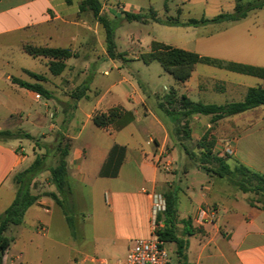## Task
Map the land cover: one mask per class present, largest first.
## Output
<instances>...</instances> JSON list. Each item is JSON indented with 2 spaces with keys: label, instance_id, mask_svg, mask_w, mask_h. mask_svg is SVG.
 Segmentation results:
<instances>
[{
  "label": "crops",
  "instance_id": "1",
  "mask_svg": "<svg viewBox=\"0 0 264 264\" xmlns=\"http://www.w3.org/2000/svg\"><path fill=\"white\" fill-rule=\"evenodd\" d=\"M82 1L0 0V131L19 130L17 124L35 112L27 106L29 98H43L41 94L36 98L39 93L20 86L17 79L47 89L50 94L46 97L60 103L55 105L57 113L65 110L62 103L67 102V98L59 100V95L69 97L77 87L93 85L90 79L82 78L81 72L89 68L100 71L108 61L113 63L120 78L98 95L92 110L85 113L87 121L92 120L96 112H107L115 107H121L126 113L107 127L94 125L82 144L77 140L84 127L75 135H62L71 140L67 156L71 193L58 195L71 221L53 197L42 195L45 191L58 192L47 174L49 171H44L31 185L33 192L41 196L15 229L26 238L25 242H32V236H41L42 242L48 240L51 245L57 244L67 250L65 264H88L89 259L97 257L124 259L135 240L148 237L151 232L152 194L176 191L178 222L174 228L178 237L188 241L184 255L179 253L177 243L165 242L166 248L169 243L175 245L170 251L176 254V264H264V205L252 200L250 192L240 189L228 177L207 172L199 162L196 164L198 172H205L209 179L202 184L201 191L196 192L189 177L191 169L185 167L190 164L188 159L181 156L180 164L175 165L171 158L174 150L183 144L178 133L180 126L186 124L193 140L209 133L215 142V152L229 144L231 167L242 164L264 175V104L217 121L212 120V115L191 114L184 116L185 121L170 118L171 122H166L152 110L145 95L123 73L122 65L109 54L101 39L102 24L91 10L80 11ZM100 1L101 14L108 20L124 12L140 14L144 7L132 3L125 5L118 0ZM181 3L185 7L210 5L221 13L234 11L237 0H181ZM170 4L159 17H178L182 21L193 18L189 16L190 11L183 17L181 4ZM118 6H125V10ZM146 6L152 8L150 0ZM173 10L176 16L165 14ZM263 12L264 6L251 10L247 17L237 22L184 26L154 21L150 18L151 10L152 14H146L141 22L152 24L154 30L168 35L167 39L154 35L152 41L189 51L191 48L186 45H196L193 52L204 56L264 67ZM179 29L192 32L176 40L173 37ZM25 44L71 48L76 56L65 61L67 66L60 75H48L27 65L24 56L31 55L24 51ZM31 57L49 69L50 58ZM136 58L141 60L140 54ZM104 70L105 76L112 74ZM30 72L43 75L45 80L36 79ZM181 84L182 97L193 102L205 99V104L218 105L244 101L250 88L264 89L262 78L204 63H198L191 77ZM148 86L151 88V84ZM112 93L114 95L107 100ZM84 97L88 98L83 95L82 99ZM82 99L77 100L78 108ZM45 105L50 107L48 102ZM129 111H133L134 116ZM43 135L44 141L49 143L51 136ZM23 139L0 138V216L15 199L18 190L15 175L35 160ZM108 159L109 164L102 174ZM165 161L173 163L171 171L162 167ZM183 177L186 178L185 186H178ZM40 187H44V191ZM51 198L58 207L56 210ZM202 207L214 208L215 215L198 219ZM188 218L192 221L190 227L183 223V219ZM198 227L199 232L186 234V230ZM170 251L169 264L172 263ZM17 263L23 264L21 256L12 254L10 246L2 264Z\"/></svg>",
  "mask_w": 264,
  "mask_h": 264
},
{
  "label": "rangeland",
  "instance_id": "2",
  "mask_svg": "<svg viewBox=\"0 0 264 264\" xmlns=\"http://www.w3.org/2000/svg\"><path fill=\"white\" fill-rule=\"evenodd\" d=\"M122 4L132 3L134 5H142L143 9L141 10L142 15L152 14L151 10H155L158 14L162 15L165 12V8L168 3L170 5L175 4L176 2L181 4L183 8V17L188 15L190 11L193 18L207 17L212 18L218 15L220 12L214 9V6H204V7H193L181 3V0H150L152 8H147V0H118ZM226 8V7H225ZM222 12V11H221ZM124 12L122 15L117 18L109 20V26L114 30V40L116 43V49L114 51L115 61L122 65L123 73L127 75L135 84L136 88L141 94H144L148 105L154 110L160 117H162L166 122H171V119H179V122L184 120V112L186 109H183L181 104L182 94L184 89L181 82L177 81L172 74L167 72L164 67L157 61H153L150 64H146L142 60H138L136 57L141 53L148 52L150 50V44L152 37L154 35L160 36L161 38L167 39L168 35L162 33V31L154 30L152 24L147 25L141 21L128 20ZM168 15L176 16L175 11L171 13H165ZM264 16V12L262 14ZM163 16V15H162ZM252 19H255L253 16ZM203 29V28H202ZM175 34V38H182L183 36H188L192 30H183L179 29ZM189 31V32H186ZM101 39L104 42L105 47L108 49L107 42V29L102 24L101 25ZM175 42L178 46H182L179 41ZM188 48H191L190 51L196 49V45H186ZM26 57L28 61L27 65L32 66L35 70H41L46 72L48 75H51L50 69L46 67L43 62L32 58L31 56ZM105 67H102L100 71L95 69H86L81 72L83 79L89 80L93 83L92 86H80L74 89L72 94V99L66 97L65 95H59V100L67 98V102L62 103L65 110H61L56 113L55 105L60 103L50 101L46 96H43L41 100H34L32 97L29 98L27 106L31 108L32 111L35 110L33 116L29 119H25L17 124V128L26 132H30L38 140V145L35 140L24 137V144L28 150V153L32 157H43L44 166L51 167L55 166L58 162L59 155L56 150L58 141L61 139H66L63 134L75 135L79 132L81 128L82 134L77 140L78 144L84 143L89 136V131L94 125H96L92 120L87 121L86 112H90L98 99L99 94L106 92L108 87L119 80L120 74L115 69L113 63L108 61L104 64ZM109 70L112 74L110 76L104 75V69ZM40 71V72H41ZM151 84V88L148 86ZM123 87V85H121ZM119 86L118 88H121ZM116 89V88H115ZM113 89V92L116 90ZM87 95L88 98L83 97ZM112 94H108L107 100L111 98ZM69 98V101H68ZM199 98V97H198ZM81 100V106L78 108L76 106L77 100ZM180 100V101H179ZM201 102H205V99H198ZM49 103L50 107L46 106V103ZM132 116H134L133 111H129ZM171 118V119H170ZM181 130L178 133L179 140L181 141L182 146L179 145L176 151L172 154V160L174 164H180L182 157H186L190 164H186L185 167L191 169V174L189 177L192 178L196 192L201 191L202 184L205 180L209 179V176L205 172H198L196 164L204 158L203 149L198 146L200 139L193 140L188 138V134L184 131V125L180 126ZM49 134L51 136V141L45 142V135ZM57 139V141H55ZM34 144H33V143ZM36 144L35 149L33 146ZM187 149V150H186ZM23 151V150H22ZM189 152V154L187 152ZM192 153V154H191ZM182 156V157H181ZM169 158V159H171ZM186 163V162H185ZM208 166L213 169L217 167L214 161L207 163ZM173 166V163H172ZM184 170V168H183ZM50 175V171L47 172ZM240 178V177H239ZM238 178V179H239ZM45 184V183H44ZM186 184V178L183 177L182 182H178V186L184 187ZM32 185V184H31ZM41 191H44V187H40ZM46 192V191H45ZM250 198L256 202H261L264 205V196L263 194H257L253 191H249ZM53 198H51V201ZM185 199V198H183ZM186 201V199L184 200ZM54 203V201H53ZM186 203V202H184ZM57 205L54 203L53 209H57ZM48 217V214H46ZM73 216V211H72ZM44 217V216H43ZM16 226H11L7 232V236L10 238L11 243V253L19 254L23 264H65V255L67 250L60 248L57 244L51 245L48 240H41V236L36 238L32 236V242L24 241L26 238L20 234V232L15 229ZM42 235V234H41ZM28 240V239H27ZM175 247L174 244L169 243L167 249L170 251L171 248ZM172 263H177V257L175 253L170 251ZM18 264V263H17Z\"/></svg>",
  "mask_w": 264,
  "mask_h": 264
},
{
  "label": "trees",
  "instance_id": "3",
  "mask_svg": "<svg viewBox=\"0 0 264 264\" xmlns=\"http://www.w3.org/2000/svg\"><path fill=\"white\" fill-rule=\"evenodd\" d=\"M263 6L264 0H237L234 11L221 12L212 18H190L187 21H182L178 17L161 18L154 10H152L153 14L150 18L166 25L202 26L210 23L237 22L247 17L251 10L260 9ZM85 10H91L95 18L106 27L108 52L111 56H114V51L116 49L114 30L109 26V20L101 14L102 2L100 0H83L80 4V11L83 12ZM125 16L130 21H141L145 17L142 14L129 12H126ZM23 49L27 54L33 57L43 56L50 58L49 69L53 75H60L67 66L65 61L68 58L76 56V53L71 48H54L25 44ZM140 59L146 64H150L153 61L159 62L164 67V69L172 74L173 77L179 82L188 80L198 63L213 65L219 68H224L234 72L252 75L264 79V67L204 56L197 52L185 50L155 40L152 41L150 50L148 52L140 54ZM30 74L38 80H45V77L41 74L31 72ZM17 83L20 84V86L34 90L43 96H49L50 94V92L40 84H32L18 79ZM181 103L183 108L186 109L184 112L185 116L191 114L212 115V120L217 121L226 116L238 114L264 104V89L260 87L250 88L244 101L233 102L224 105L193 102L186 96L182 97ZM124 113L125 112L121 107L111 108L107 112L98 111L93 116V121L96 126L104 128L112 124ZM183 128L186 134H188L187 136L189 138L190 132L187 129V125L184 124ZM24 137L35 140L36 144H39L38 140L28 132L23 133L22 130L13 131L8 129L0 131V138ZM214 143V139L210 138L209 133L204 134L201 137V140L198 142V146L203 149L204 153V158H202L200 161L202 167L207 172H213L219 176L228 177V179L233 184L237 185L245 192L253 191L257 194H263L264 196V175L257 173L242 164L231 167L228 163V159L231 158V155L216 153L213 149ZM70 146L71 140L68 138L58 141L56 150L58 151L59 159L55 166L45 167L43 157L37 156L29 167L15 175L14 179L18 184V190L15 199L0 216V264H2L3 258L11 243L10 238L7 236V232L11 226H18L22 224L27 210L32 205L36 204L41 196V194L34 193L31 187L32 181L40 173L44 171H50V180L56 186L58 191H46L42 195L53 197L55 201L63 208L67 215L68 221H71L68 209L65 208L63 200L60 199L58 195L60 194L64 196L71 193V187L67 180V156L69 155ZM187 153L189 154V152ZM112 155L113 150L110 153L109 159H111ZM109 159L102 170V174H105V169L109 164ZM211 160L214 161L215 165L217 166L214 169L207 165V163H209ZM165 197L167 201L165 226L159 230V236L164 242L177 243L179 253L184 255V250L188 245V241L178 237L174 228L176 222H178L177 192L169 191L165 194ZM183 223H186L190 227L192 223L191 218L183 219ZM199 230V227L186 230V234L192 235L196 232H199Z\"/></svg>",
  "mask_w": 264,
  "mask_h": 264
},
{
  "label": "built area",
  "instance_id": "4",
  "mask_svg": "<svg viewBox=\"0 0 264 264\" xmlns=\"http://www.w3.org/2000/svg\"><path fill=\"white\" fill-rule=\"evenodd\" d=\"M118 8L125 10V6H118ZM36 98H40V94H37ZM216 153L232 154V148L228 144L225 149L216 151ZM162 167L171 171L172 162L165 161ZM166 210L165 195L161 192H154L152 194V229L149 236L136 239L124 259L112 260L97 257L89 259L88 264H169V252L165 247V242L159 236V230L165 226ZM215 212L214 208L202 207L198 219L203 220L207 215L213 217Z\"/></svg>",
  "mask_w": 264,
  "mask_h": 264
}]
</instances>
